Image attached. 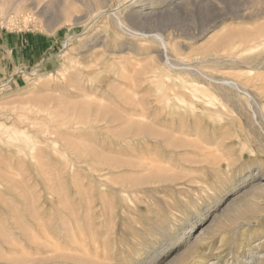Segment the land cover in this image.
Returning a JSON list of instances; mask_svg holds the SVG:
<instances>
[{
  "label": "rangeland",
  "instance_id": "1",
  "mask_svg": "<svg viewBox=\"0 0 264 264\" xmlns=\"http://www.w3.org/2000/svg\"><path fill=\"white\" fill-rule=\"evenodd\" d=\"M0 13V264H264V0Z\"/></svg>",
  "mask_w": 264,
  "mask_h": 264
},
{
  "label": "bare ground",
  "instance_id": "2",
  "mask_svg": "<svg viewBox=\"0 0 264 264\" xmlns=\"http://www.w3.org/2000/svg\"><path fill=\"white\" fill-rule=\"evenodd\" d=\"M0 1H4V0H0ZM6 1H8V0H5V2ZM1 2V3H2ZM14 2V1H13ZM0 3V4H1ZM14 4V3H13ZM125 6V5H124ZM5 10V9H4ZM138 13V14H137ZM1 14V13H0ZM65 14V13H64ZM133 15L134 16H139V17H142V16H147V15H149V13H147L146 11H141V12H139V11H135V12H132L129 16L130 17H132L133 18ZM145 18V17H144ZM119 21V20H118ZM122 23V22H121ZM122 26V25H121ZM136 34V33H135ZM139 35V34H138ZM157 37V36H156ZM158 38V37H157ZM162 40V39H161ZM161 42V41H160ZM165 41H162V45L164 46V48H163V53L162 54H164V55H162V56H164V57H166V59L168 58L167 56H166V51H167V47H166V44L164 43ZM165 60V59H164ZM167 62V61H166ZM167 64H168V62H167ZM175 69V68H174ZM206 77V76H205ZM207 78V77H206ZM226 83L228 84V85H232V86H234V87H237L238 88V84L236 83V82H234V81H226Z\"/></svg>",
  "mask_w": 264,
  "mask_h": 264
}]
</instances>
